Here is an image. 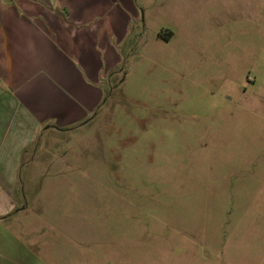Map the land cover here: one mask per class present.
Segmentation results:
<instances>
[{"label": "rangeland", "instance_id": "rangeland-1", "mask_svg": "<svg viewBox=\"0 0 264 264\" xmlns=\"http://www.w3.org/2000/svg\"><path fill=\"white\" fill-rule=\"evenodd\" d=\"M144 3L88 122L30 148L23 237L54 264H264V0Z\"/></svg>", "mask_w": 264, "mask_h": 264}, {"label": "crops", "instance_id": "crops-1", "mask_svg": "<svg viewBox=\"0 0 264 264\" xmlns=\"http://www.w3.org/2000/svg\"><path fill=\"white\" fill-rule=\"evenodd\" d=\"M145 6L144 0H0V264H54L23 237L21 167L32 162L39 133L88 122L103 97L99 75L128 54L123 46L137 36Z\"/></svg>", "mask_w": 264, "mask_h": 264}]
</instances>
